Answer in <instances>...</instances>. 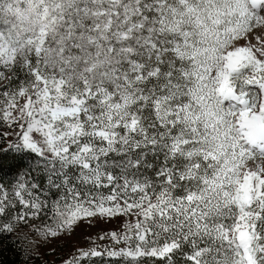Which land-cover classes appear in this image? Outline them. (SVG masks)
I'll list each match as a JSON object with an SVG mask.
<instances>
[{"label": "snow or ice", "instance_id": "1", "mask_svg": "<svg viewBox=\"0 0 264 264\" xmlns=\"http://www.w3.org/2000/svg\"><path fill=\"white\" fill-rule=\"evenodd\" d=\"M0 236L264 264V0H0Z\"/></svg>", "mask_w": 264, "mask_h": 264}, {"label": "trees", "instance_id": "2", "mask_svg": "<svg viewBox=\"0 0 264 264\" xmlns=\"http://www.w3.org/2000/svg\"><path fill=\"white\" fill-rule=\"evenodd\" d=\"M24 259L14 237L0 236V264H23Z\"/></svg>", "mask_w": 264, "mask_h": 264}, {"label": "rangeland", "instance_id": "3", "mask_svg": "<svg viewBox=\"0 0 264 264\" xmlns=\"http://www.w3.org/2000/svg\"><path fill=\"white\" fill-rule=\"evenodd\" d=\"M87 231H89V229H87L86 227H81L80 229H78L77 230V235H76V237H75V240L76 241H80V240H82V238H83V235L82 234H84V233H86ZM64 246V242L63 241H60L59 242V244H58V248H62ZM58 256H57V260H58Z\"/></svg>", "mask_w": 264, "mask_h": 264}]
</instances>
